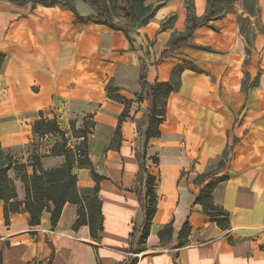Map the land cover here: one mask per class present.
Wrapping results in <instances>:
<instances>
[{
    "label": "crops",
    "instance_id": "0c3cea01",
    "mask_svg": "<svg viewBox=\"0 0 264 264\" xmlns=\"http://www.w3.org/2000/svg\"><path fill=\"white\" fill-rule=\"evenodd\" d=\"M192 1L195 14L203 16L208 0ZM80 2L85 3L76 0L80 15L93 13ZM185 2L144 0L160 7L127 35L106 24L77 22L74 11L59 5L0 0V53L7 55L0 74V141L5 153L26 163L29 175L35 152L44 169L59 168L66 155L52 150L63 135L54 131L36 136L35 122L57 118L65 128L68 149L83 141L72 125L77 130L86 121L92 125L87 136L91 164L74 167L78 190L86 197L87 222L74 227L79 205L71 202L55 225L48 210L39 224L31 225L24 206L6 222L0 199L3 264H129L136 257L129 250L134 242L130 235L145 219L137 194L145 189L138 177V123L149 106L137 97L142 91L141 65L147 64V81L154 84L169 80L184 61L198 70L182 72L181 88L167 100L161 136L151 139L147 148V167L157 177V210L137 264H264V0H258L259 25L249 24L255 29L251 42L240 30L237 16L247 13L238 3L235 12L212 22L218 30H195L192 42L211 50L183 45L160 60L170 41L187 29ZM172 15L174 23L162 29ZM109 86L131 101L129 116L121 123L125 104L110 97ZM226 149L230 152L222 175L228 178L213 192L214 203L231 213L230 225L223 229L196 203L203 184L194 180L217 167ZM154 155L157 163L150 161ZM93 173L101 176L99 183ZM9 176L17 199L24 201V182L14 168ZM94 197L103 216L97 238L88 222ZM168 224L172 234L162 240L160 232ZM185 225L188 232L182 236Z\"/></svg>",
    "mask_w": 264,
    "mask_h": 264
},
{
    "label": "trees",
    "instance_id": "16d2710c",
    "mask_svg": "<svg viewBox=\"0 0 264 264\" xmlns=\"http://www.w3.org/2000/svg\"><path fill=\"white\" fill-rule=\"evenodd\" d=\"M18 5H25L32 3L33 6L42 4L45 6H62L71 9L76 14L77 22H95L106 24L114 29H122L128 35L130 28H135L140 25L146 24L155 14L156 10L160 7V4L145 5L144 0H112L113 8L117 14L113 13L108 0H82L87 3L93 10L92 14L80 15L76 8V0H9ZM187 14V29L185 32L175 36L169 43V49H167L160 57V60L168 57L173 50L183 45L196 46L201 49L211 50L210 46L196 45L192 42L193 34L195 30L201 26H209L218 30V28L212 23L214 20H218L226 16L229 12H235L233 0H208V8L203 16L195 14V6L192 0H186ZM255 6V5H254ZM248 7L249 13H256L255 7ZM258 13H260L259 6L257 7ZM117 15V16H116ZM124 20L129 26L123 27L118 25V20ZM164 21L161 28L164 29L172 25L176 19L173 15ZM238 23L240 30L246 35L249 42L255 35V29L249 27L250 18L238 14ZM7 55L0 53V74L3 69L4 62ZM198 70V67L190 61H184L172 71L171 78L167 81H156L154 84H150L147 81V64L145 62L141 65L140 70V84L142 91L137 94L138 100H147L149 106L144 115L146 127L144 129V150L138 154L140 170L138 177L141 181H144L145 189L137 191L139 198L145 210L144 223L140 227H135L131 233V238L134 242L131 243L130 251L140 253L142 252L143 244L150 234L151 222L157 210V194L155 191L157 177L150 173L147 167V148L149 141L161 136L160 125L165 120L167 111V100L172 92L178 91L182 86V72L186 69ZM109 95L125 104V108L120 115L119 122L123 121L129 116V107L131 101L123 98L119 95L112 93V87H108ZM91 123L85 122L84 126L80 129H75L72 125L73 133L75 136L83 137V141L76 146L81 149L82 157L77 159L76 151L74 149L66 148L65 132L60 128L56 119L48 120L41 118L34 124V134L41 136L50 132H61L63 135V142L59 145H55L52 154H65L66 163L54 169L46 170L41 163V155L35 152L32 155L30 165L33 166V173L28 174L27 164L20 163L18 160H14L11 154H6L1 141H0V199L4 201V213L6 222L10 221V214L13 212H19L24 206V210L31 214L30 224L37 225L40 223L41 214L44 210H48L52 214V224L55 225L62 214L64 205L67 202H71L79 205V218L77 219L74 227L78 228L81 224L87 222L86 211L83 201L86 197H83L77 186V175L74 172L76 163L79 166H89L91 164L88 157V143L87 136L91 132ZM140 131V130H139ZM120 134L119 127L116 130V137ZM230 149H226L223 154V158L218 165H224L226 158L228 157ZM153 162H158L157 156H150ZM11 168H14L16 174L21 178L26 187V199L19 201L15 191V185L10 178L8 172ZM94 179L99 183L101 176L93 173ZM200 184H203L197 197L196 203H199L203 207V211L206 215L210 216L213 221L225 229L230 225L231 213L223 207L216 205L213 200V192L217 184L228 178V174L225 173L221 176H208V174H200ZM209 178V180H206ZM98 185L96 186V188ZM90 205L92 207V213H90L89 225L91 234L94 238L100 236L99 231L103 229V216L101 212V202L97 197L90 198ZM188 232V227L185 225L181 235ZM172 234V226L168 224L160 232L161 239L170 237ZM136 246V248H134ZM138 257H134L129 264H136ZM0 264H3V253L0 249ZM124 264V263H121Z\"/></svg>",
    "mask_w": 264,
    "mask_h": 264
},
{
    "label": "rangeland",
    "instance_id": "374dc122",
    "mask_svg": "<svg viewBox=\"0 0 264 264\" xmlns=\"http://www.w3.org/2000/svg\"><path fill=\"white\" fill-rule=\"evenodd\" d=\"M108 2H109V5L111 6V8L113 10V13L117 14L116 11H114V8H113V4H114L113 1L112 0H108ZM238 3L242 5V8L244 9V13H247V16H245V17H249L250 18V22L251 23H255V25L258 26L259 25V15H260V13H258V11H257V9H258L257 8L258 7V0H233L235 11H236V5ZM251 6L252 7L254 6L255 7V11H256V13H254L253 15L250 14L249 10H248V7H251ZM80 7L91 10L90 6L88 4H86V3H81ZM172 16H170V17H172ZM170 17H169V20L171 19ZM117 21H118V25H121L123 27L126 26L127 28H129V26L126 24V22L124 20H122V18H120V20L117 19ZM144 122L145 121L141 119L140 123H138V129L140 130L139 146H140V150L141 151L144 150V145H145V143H144V140H145L144 127H143ZM12 157H13L14 160H18L17 158L15 159L14 155H12ZM150 161L153 162L152 159ZM226 162H227V158H226V160L224 162L225 163L224 165H221V166L217 165V167L212 168L211 170L207 171L206 174H208V176H219V175H222V173L225 171V168H226ZM154 163H156V162H154ZM8 174H9V172H8ZM196 178L197 179L194 180V182L199 184L200 177L197 176Z\"/></svg>",
    "mask_w": 264,
    "mask_h": 264
},
{
    "label": "built area",
    "instance_id": "2783aa9c",
    "mask_svg": "<svg viewBox=\"0 0 264 264\" xmlns=\"http://www.w3.org/2000/svg\"><path fill=\"white\" fill-rule=\"evenodd\" d=\"M55 119L57 120V122H58L60 128H62V129L64 130L65 128L62 127L61 122H59V120H58L57 118H55ZM70 130H71V129H70ZM74 149H75V151H76V157H77V159L81 158V157H82L81 149L76 148L75 146H74ZM133 255H135L136 257H140L141 253H133ZM129 263H130V262H129ZM136 264H137V263H136Z\"/></svg>",
    "mask_w": 264,
    "mask_h": 264
}]
</instances>
